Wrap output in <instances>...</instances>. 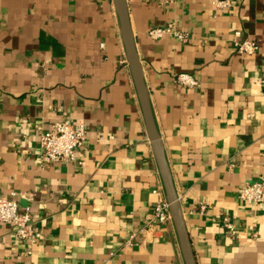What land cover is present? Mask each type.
Masks as SVG:
<instances>
[{
    "label": "crops",
    "instance_id": "crops-1",
    "mask_svg": "<svg viewBox=\"0 0 264 264\" xmlns=\"http://www.w3.org/2000/svg\"><path fill=\"white\" fill-rule=\"evenodd\" d=\"M231 3L126 0L196 264H264V206L238 199L264 172V0ZM166 24L188 41L148 36ZM243 38L255 54L234 50ZM54 121L84 123L80 165L40 163ZM0 198L39 233L30 244L0 223V264H184L174 227L124 245L165 195L112 0H0Z\"/></svg>",
    "mask_w": 264,
    "mask_h": 264
},
{
    "label": "built area",
    "instance_id": "built-area-1",
    "mask_svg": "<svg viewBox=\"0 0 264 264\" xmlns=\"http://www.w3.org/2000/svg\"><path fill=\"white\" fill-rule=\"evenodd\" d=\"M214 10L224 11L232 6L231 0H211ZM148 36L157 40L170 37L180 42H187L189 36L186 32L176 30L172 24L156 26L148 30ZM234 50L241 54L251 56L258 49L257 43L251 38L234 39L232 41ZM174 81L182 86L192 88L197 85L196 79L186 73H177ZM258 81L264 88V70L258 75ZM86 139L84 123L77 121L66 123L54 121L48 129L39 136V161L42 165L50 163L76 164V150L82 146ZM238 199L247 205L264 206V172L256 181L244 182L240 187ZM17 202L13 198H0V223H8L14 227V234L20 240L34 244L39 238V233L33 229L31 217L28 211L18 213ZM200 211H205V206H200ZM222 225L228 235L235 233L233 224L226 218L221 217ZM173 228L168 203L159 199L153 205L151 213L143 220V225L138 232H132L124 241L125 246H132L135 236L144 234L150 241L154 242L163 232Z\"/></svg>",
    "mask_w": 264,
    "mask_h": 264
},
{
    "label": "water",
    "instance_id": "water-1",
    "mask_svg": "<svg viewBox=\"0 0 264 264\" xmlns=\"http://www.w3.org/2000/svg\"><path fill=\"white\" fill-rule=\"evenodd\" d=\"M119 21L121 40L125 50V57L132 77L134 88L142 111L146 133L150 141L151 150L155 158L161 178L165 200L168 203L173 227L177 236L179 248L184 264H196L191 250L190 241L184 225L181 208L172 178L166 162L162 143L155 126L150 108L148 94L142 77V70L134 45V39L130 28L126 0H112Z\"/></svg>",
    "mask_w": 264,
    "mask_h": 264
}]
</instances>
